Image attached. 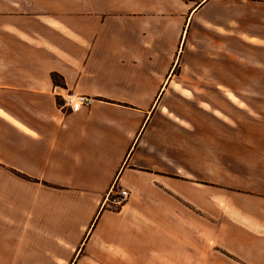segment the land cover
Here are the masks:
<instances>
[{
  "label": "crops",
  "instance_id": "obj_1",
  "mask_svg": "<svg viewBox=\"0 0 264 264\" xmlns=\"http://www.w3.org/2000/svg\"><path fill=\"white\" fill-rule=\"evenodd\" d=\"M259 103L264 0H0V264H264Z\"/></svg>",
  "mask_w": 264,
  "mask_h": 264
},
{
  "label": "built area",
  "instance_id": "obj_2",
  "mask_svg": "<svg viewBox=\"0 0 264 264\" xmlns=\"http://www.w3.org/2000/svg\"><path fill=\"white\" fill-rule=\"evenodd\" d=\"M60 96L63 100V103L70 107L71 110H78L82 106H88L94 100L93 96L83 94V93H72L65 92L64 94L60 93ZM127 196V191L123 188H113L110 193L109 199L110 203L114 206L121 204L124 198Z\"/></svg>",
  "mask_w": 264,
  "mask_h": 264
},
{
  "label": "rangeland",
  "instance_id": "obj_3",
  "mask_svg": "<svg viewBox=\"0 0 264 264\" xmlns=\"http://www.w3.org/2000/svg\"><path fill=\"white\" fill-rule=\"evenodd\" d=\"M254 107L256 111L252 113V117L239 113V132H264V104L259 103Z\"/></svg>",
  "mask_w": 264,
  "mask_h": 264
},
{
  "label": "trees",
  "instance_id": "obj_4",
  "mask_svg": "<svg viewBox=\"0 0 264 264\" xmlns=\"http://www.w3.org/2000/svg\"><path fill=\"white\" fill-rule=\"evenodd\" d=\"M52 77H53L54 81H58L59 80L57 74H53Z\"/></svg>",
  "mask_w": 264,
  "mask_h": 264
}]
</instances>
